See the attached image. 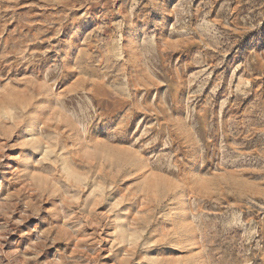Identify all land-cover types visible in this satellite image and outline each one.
Segmentation results:
<instances>
[{
    "label": "rangeland",
    "instance_id": "374dc122",
    "mask_svg": "<svg viewBox=\"0 0 264 264\" xmlns=\"http://www.w3.org/2000/svg\"><path fill=\"white\" fill-rule=\"evenodd\" d=\"M0 264H264V0H0Z\"/></svg>",
    "mask_w": 264,
    "mask_h": 264
},
{
    "label": "bare ground",
    "instance_id": "6f19581e",
    "mask_svg": "<svg viewBox=\"0 0 264 264\" xmlns=\"http://www.w3.org/2000/svg\"><path fill=\"white\" fill-rule=\"evenodd\" d=\"M7 159H9V160H11V161H12V160L14 161V158H13L12 156L8 157ZM4 167H6V169L3 170L4 168H2L3 172L1 173V177H6V176L8 175V173L11 171V169L13 168V165H11V162L8 161V162L5 164Z\"/></svg>",
    "mask_w": 264,
    "mask_h": 264
}]
</instances>
